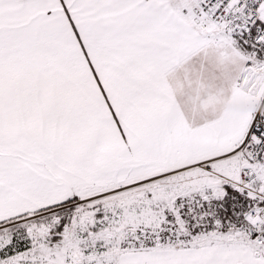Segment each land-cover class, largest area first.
Returning <instances> with one entry per match:
<instances>
[{
    "label": "snow or ice",
    "instance_id": "snow-or-ice-1",
    "mask_svg": "<svg viewBox=\"0 0 264 264\" xmlns=\"http://www.w3.org/2000/svg\"><path fill=\"white\" fill-rule=\"evenodd\" d=\"M0 264H264V0H0Z\"/></svg>",
    "mask_w": 264,
    "mask_h": 264
}]
</instances>
